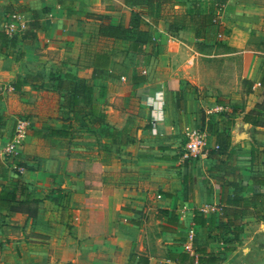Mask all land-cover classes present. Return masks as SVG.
Wrapping results in <instances>:
<instances>
[{
    "label": "crops",
    "instance_id": "1",
    "mask_svg": "<svg viewBox=\"0 0 264 264\" xmlns=\"http://www.w3.org/2000/svg\"><path fill=\"white\" fill-rule=\"evenodd\" d=\"M149 12L124 0H0V150L19 117L29 122L18 155L0 156V264H181L180 253L183 264L202 253L264 264V126L244 121L264 106V0ZM33 20L37 38L22 44ZM232 55L236 80L252 86L204 87L205 63ZM79 80L90 105L74 95ZM189 131L204 132L207 155L185 157ZM195 212L212 224L196 226Z\"/></svg>",
    "mask_w": 264,
    "mask_h": 264
},
{
    "label": "trees",
    "instance_id": "2",
    "mask_svg": "<svg viewBox=\"0 0 264 264\" xmlns=\"http://www.w3.org/2000/svg\"><path fill=\"white\" fill-rule=\"evenodd\" d=\"M172 0H124V3L126 5H142L145 4L146 7L149 9L150 12L156 10V12L159 11L160 6L165 4H170ZM219 7V6H218ZM149 12V13H150ZM174 25H171V27ZM173 28V27H172ZM39 29V25L36 21H31L29 23V28L21 35V43L22 44H33V42L37 38V30ZM8 36V35H7ZM10 38L11 42L15 41V35L8 36ZM1 40H4V36L2 37L1 35ZM263 74H264V68H263ZM31 76H25L23 78L17 77L15 81L13 82V89L16 90L20 85L24 84L27 82ZM242 83L247 84L250 88L252 85L249 82L242 81ZM263 82H261L262 84ZM72 89L74 92V95H77L79 97H82L85 100V104L90 105V100L88 98V94L90 92V87L89 84L85 81L79 80L76 81L75 83L72 84ZM261 112H256V111H251L248 114L244 116V121L248 124H250L252 127L255 126H264V106L260 107ZM218 145V150H213L215 154L221 153L222 148L219 144ZM228 145V142L225 143V146ZM212 156V155H211ZM221 210H223V207H221ZM236 216V215H235ZM213 216L210 215L208 218L204 216L203 213L201 212H195L194 214V224L199 227H204L206 225V221H208L209 225L212 224ZM218 228V227H217ZM219 228L222 231H227L230 230V224L226 223L223 224L221 223L219 225ZM240 233V227L238 225L234 226L232 229V234H233V239H231L229 242L234 243L237 242L238 236ZM228 250H230L228 248ZM171 259L173 261H176L177 263H185L188 261L189 263L191 262V258L188 253H180L176 255H171ZM221 262V259L219 255H214V254H207V253H202V256L198 258V264H219Z\"/></svg>",
    "mask_w": 264,
    "mask_h": 264
},
{
    "label": "built area",
    "instance_id": "3",
    "mask_svg": "<svg viewBox=\"0 0 264 264\" xmlns=\"http://www.w3.org/2000/svg\"><path fill=\"white\" fill-rule=\"evenodd\" d=\"M221 6L218 7L220 12ZM217 18V17H216ZM217 20V19H216ZM4 32L8 35H14L15 29L12 26H5ZM29 130V122L25 119L16 120L14 132L4 147L0 150V156L2 158H15L21 146L22 141L27 136ZM218 145L215 144L212 150H218ZM211 148L208 145V140L204 132L202 131H189L185 135L184 151L185 157L188 159H197L199 157L207 155ZM192 235V232H190Z\"/></svg>",
    "mask_w": 264,
    "mask_h": 264
},
{
    "label": "rangeland",
    "instance_id": "4",
    "mask_svg": "<svg viewBox=\"0 0 264 264\" xmlns=\"http://www.w3.org/2000/svg\"><path fill=\"white\" fill-rule=\"evenodd\" d=\"M204 66L205 67L202 69L200 74L202 81L201 83L204 85V87H211L212 89L217 90V92L221 95H227L229 92H240V88L243 84L236 80L240 69L239 58H237V55H232L226 64H222L219 59H216L214 63H205ZM18 119L25 120L26 118L19 117ZM118 173L120 174L118 176V180L120 182L124 183L130 179L128 178V173L126 170H122ZM131 180L132 179H130V181Z\"/></svg>",
    "mask_w": 264,
    "mask_h": 264
}]
</instances>
